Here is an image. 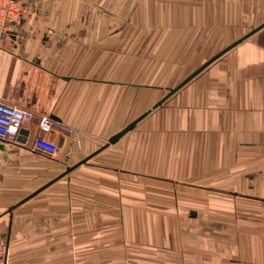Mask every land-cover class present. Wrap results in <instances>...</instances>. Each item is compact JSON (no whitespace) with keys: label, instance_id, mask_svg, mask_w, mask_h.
Segmentation results:
<instances>
[{"label":"crops","instance_id":"obj_1","mask_svg":"<svg viewBox=\"0 0 264 264\" xmlns=\"http://www.w3.org/2000/svg\"><path fill=\"white\" fill-rule=\"evenodd\" d=\"M15 4L19 23L7 22L0 35V99L51 115L56 123L47 136L61 152L51 158L35 151L33 125L0 148L4 264H72L73 250L80 264L98 251L100 264L105 254L119 253L121 228L131 232L129 218L150 212L153 186L156 201L169 200L168 184L179 200L207 195L208 264H264V26L169 95L263 25L264 0ZM185 48L209 58L186 76L183 70L172 86L168 74L183 63ZM173 52L181 60L169 58ZM167 102L175 106L172 117L159 114L157 125L150 124ZM184 170L195 179L185 182ZM177 250L166 251L198 255ZM115 263L112 257L109 264Z\"/></svg>","mask_w":264,"mask_h":264},{"label":"rangeland","instance_id":"obj_2","mask_svg":"<svg viewBox=\"0 0 264 264\" xmlns=\"http://www.w3.org/2000/svg\"><path fill=\"white\" fill-rule=\"evenodd\" d=\"M217 46L218 43L216 42L215 45H213V49L217 48ZM196 52L197 49L185 48L183 50V63L177 64V66L173 67L172 72L168 74L167 81L169 84L175 86L180 81L179 77L183 70L185 72L184 76H186L190 70H194L200 63L209 58L204 50L199 49V55H195ZM169 58L181 60V57L177 56L174 52ZM152 67L154 68L155 65H152ZM158 79L164 81L163 77L159 76ZM174 107L175 106H171L167 102L164 106L157 108L152 114L154 118H150L152 119L150 124L157 125L160 115L162 117H167L169 120L174 113ZM74 132L76 131H73V133ZM162 173H165V171H162ZM184 173L185 182H190L195 179V175L190 178L186 176V173H191V171L184 170ZM201 175H207V171L201 172L199 179L201 183L206 182ZM154 188L159 189V187L153 186V201L150 202V212H147L146 208V212L139 210L140 214L145 213V217L129 218V228L131 232L127 235L124 233V228H121L119 253L116 254V251H114V254L111 255L105 254L110 250L104 251L105 253H103L105 255L101 258L100 264H109L112 257H114L119 264H208V219L206 215L209 202L207 200V195L203 194L200 196L199 201L179 200L178 193L176 192L177 187L168 184L167 190L165 186L164 190H166V196L169 200L163 202L155 200L159 197L158 195L160 192L159 190L154 191ZM186 188L185 186V189ZM204 193H207V190ZM184 194V197L188 195L186 198H190L192 195L191 192L186 191ZM211 204L214 205L219 203L212 202ZM145 205L147 207L148 203H145ZM196 212L201 215V218L198 222L194 220V224H192L191 217ZM203 213L206 215L203 216ZM120 221L121 227L126 224V219H123V217L120 218ZM192 228L194 229V233H192ZM195 229L197 230V234H195ZM182 231L185 234L181 235ZM183 246L186 250L192 248L193 251H196L194 252V254H198L196 258L191 259L192 254L188 251L181 253L183 255H178V253L172 251H166L168 247H172V250L176 251ZM98 254L99 252L96 250L90 251L87 255L90 261L88 264H98ZM71 259L72 264H80L78 250H73L71 252Z\"/></svg>","mask_w":264,"mask_h":264},{"label":"built area","instance_id":"obj_3","mask_svg":"<svg viewBox=\"0 0 264 264\" xmlns=\"http://www.w3.org/2000/svg\"><path fill=\"white\" fill-rule=\"evenodd\" d=\"M16 0H0V35L6 29L5 24L19 23L21 11ZM36 122H32L33 119ZM54 118L49 114L37 113L33 108L20 106L0 99V143L15 139L23 128L31 130L28 126H35L37 133L31 140L35 151L54 158L61 152V146L48 138L55 125ZM66 158L67 154L64 153ZM5 248H0V264H4Z\"/></svg>","mask_w":264,"mask_h":264},{"label":"water","instance_id":"obj_4","mask_svg":"<svg viewBox=\"0 0 264 264\" xmlns=\"http://www.w3.org/2000/svg\"><path fill=\"white\" fill-rule=\"evenodd\" d=\"M263 25L256 27L255 29H253L252 31H250L248 34L244 35L243 37H241L240 39L234 41L233 43H231L229 46H227L226 48H224L223 50H221L220 52H218L216 55H214L213 57H211L210 59H208L205 63H203L200 67H198L195 71H193L188 77H186L181 83H179L176 87L170 89V94L174 93L176 90H178L179 88H181L183 85H185L187 82H189L192 78H194L196 75H198L201 71H203L207 66H209L212 62H214L217 58H219L221 55H223L225 52H227L229 49H231L232 47H234L235 45H237L239 42H241L243 39H245L246 37H248L250 34H252L253 32H255L256 30H258L259 28H261ZM168 95V96H169ZM164 99L158 101L156 104L153 105V107L149 108L147 111H145L144 113H142L140 116H138L134 121H132L131 123H129L125 128H123L121 131H119L118 133L114 134L110 139H109V143H113L116 142L120 137H122L125 133H127L129 130H131L141 119H143L148 113H150L154 108L158 107L159 105H161L163 103ZM3 143H0V148H3ZM77 165L73 166V167H69L65 173H68L69 171H71L74 167H76Z\"/></svg>","mask_w":264,"mask_h":264}]
</instances>
